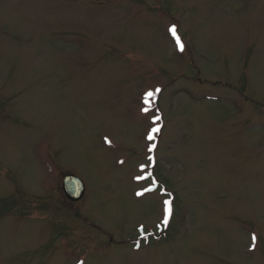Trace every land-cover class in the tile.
I'll return each mask as SVG.
<instances>
[{
    "label": "rangeland",
    "instance_id": "obj_1",
    "mask_svg": "<svg viewBox=\"0 0 264 264\" xmlns=\"http://www.w3.org/2000/svg\"><path fill=\"white\" fill-rule=\"evenodd\" d=\"M0 264H264V0H0Z\"/></svg>",
    "mask_w": 264,
    "mask_h": 264
},
{
    "label": "water",
    "instance_id": "obj_2",
    "mask_svg": "<svg viewBox=\"0 0 264 264\" xmlns=\"http://www.w3.org/2000/svg\"><path fill=\"white\" fill-rule=\"evenodd\" d=\"M66 197L72 202L80 201L85 193V186L83 182L76 176H66L63 185Z\"/></svg>",
    "mask_w": 264,
    "mask_h": 264
}]
</instances>
